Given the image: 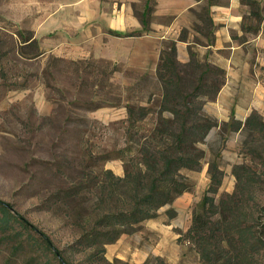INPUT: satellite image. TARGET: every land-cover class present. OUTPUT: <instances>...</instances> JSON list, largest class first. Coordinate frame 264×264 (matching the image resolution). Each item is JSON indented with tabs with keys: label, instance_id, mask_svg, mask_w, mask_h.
<instances>
[{
	"label": "rangeland",
	"instance_id": "rangeland-1",
	"mask_svg": "<svg viewBox=\"0 0 264 264\" xmlns=\"http://www.w3.org/2000/svg\"><path fill=\"white\" fill-rule=\"evenodd\" d=\"M57 6L58 0H0V198L11 203L13 212L49 233L72 264H225L222 246H215L211 263L204 261L188 230L194 208L209 185V160L215 153L225 170L218 197L235 190V164H252L264 178L263 134L244 127L254 111L264 120V98L261 108L244 118L230 115L219 120L210 111L220 90L214 94V84L225 80V69L197 56L210 68L193 69L188 61L179 60L183 82L190 84V90L201 87L203 112L218 122L207 141L200 143L205 150L201 165L181 169L189 188L161 206L154 217L125 228L99 253L96 245L81 248L78 239L98 217L96 196L107 183L104 170L118 163L124 174L130 158L137 156L139 143L159 123L163 82L157 69L153 74L137 72L121 61L73 58L54 49L53 42L58 41L54 32H35L44 29L46 9ZM44 40L52 43L51 50ZM259 56L264 57V52L256 59ZM257 69L264 85V63ZM38 91L52 101L50 114L40 113L29 97L18 96ZM100 109L125 114L96 118ZM234 120L242 121V127L236 129ZM257 194L264 202V191L258 189ZM12 223L7 232L0 228V264H58L38 231L19 221ZM252 227L264 239L260 221ZM215 230L211 241L218 243L222 236ZM249 257V264H264V245Z\"/></svg>",
	"mask_w": 264,
	"mask_h": 264
},
{
	"label": "trees",
	"instance_id": "trees-1",
	"mask_svg": "<svg viewBox=\"0 0 264 264\" xmlns=\"http://www.w3.org/2000/svg\"><path fill=\"white\" fill-rule=\"evenodd\" d=\"M201 17L206 25L211 24L208 12ZM187 64L193 69L202 65L210 68L208 63L200 61L193 52ZM179 66L181 62L177 58L175 46L162 49L157 67V73L163 82L162 101L158 110L159 123L139 143L137 156L130 158L124 174H116L111 168L104 170L107 183L96 196L98 217L93 227L78 239L77 244L81 248L96 245L100 248L99 253L107 242L117 239L125 228H133L145 219L154 217L161 206L170 203L189 188L188 178L181 169L201 165L205 150L200 143L207 141L211 129L218 122L204 114L201 87L190 90V84L183 82ZM216 70L224 72L221 68ZM223 83L221 80L214 84V94ZM131 110L133 109L130 108ZM166 110L170 114H164ZM145 114L142 113V116ZM234 123L236 129L242 127V121L234 120ZM244 127L252 133L263 134L264 137V120L257 111L246 118ZM208 172L210 182L194 208L188 236L194 240L206 262L213 261L212 251L215 246H222L225 264H249L251 253H258L264 245L263 237L251 231L252 224L257 220L264 229V202L259 200L257 194L258 189L264 191V178L252 164H235V190L218 197L225 170L217 159V153L209 160ZM11 206L10 202L0 198L2 231L7 232L9 228H13V221H19L25 228H34L46 246L53 251L58 264H72L49 233L20 212H13ZM245 207L249 210H243ZM256 209L261 211L259 215H256ZM215 214H219L218 220L212 218ZM217 228L222 237L218 243H214L211 241V234ZM18 233L21 232L17 231Z\"/></svg>",
	"mask_w": 264,
	"mask_h": 264
},
{
	"label": "crops",
	"instance_id": "crops-1",
	"mask_svg": "<svg viewBox=\"0 0 264 264\" xmlns=\"http://www.w3.org/2000/svg\"><path fill=\"white\" fill-rule=\"evenodd\" d=\"M202 10L208 12L211 24L204 23ZM43 16L44 29L35 33L54 32L58 41L53 47L65 56L121 61L126 69L153 74L162 49L174 45L180 61H189L193 52L225 69L212 116L244 118L261 108L264 85L257 67L264 57H256L264 52V0H58V6L46 9ZM43 44L52 49L50 41ZM23 95L40 113L52 112L45 92L18 96ZM123 114L100 109L95 116ZM109 168L122 174L118 163Z\"/></svg>",
	"mask_w": 264,
	"mask_h": 264
}]
</instances>
